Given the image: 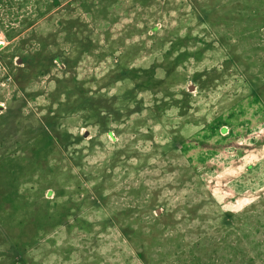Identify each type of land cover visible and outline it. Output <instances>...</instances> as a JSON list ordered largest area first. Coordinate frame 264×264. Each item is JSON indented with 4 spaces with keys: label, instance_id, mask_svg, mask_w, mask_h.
<instances>
[{
    "label": "rangeland",
    "instance_id": "rangeland-1",
    "mask_svg": "<svg viewBox=\"0 0 264 264\" xmlns=\"http://www.w3.org/2000/svg\"><path fill=\"white\" fill-rule=\"evenodd\" d=\"M53 2L0 23V264H264V0Z\"/></svg>",
    "mask_w": 264,
    "mask_h": 264
},
{
    "label": "trees",
    "instance_id": "trees-1",
    "mask_svg": "<svg viewBox=\"0 0 264 264\" xmlns=\"http://www.w3.org/2000/svg\"><path fill=\"white\" fill-rule=\"evenodd\" d=\"M30 1L31 0H23V1H17V0H0V10L7 9V11H8V12H6L5 15H1L0 16V23L3 24V25L6 24L7 26H10L11 23L15 21L14 18L19 17V9H20V6H23V3H26L27 4ZM53 1H54L53 2V5L55 7L59 6V3H60L59 0H53ZM16 10H18V11H16ZM202 12H203L204 18L207 19L209 17V12H207L204 9H202ZM24 18H25V16H24ZM29 25H33L31 21L29 22ZM262 26L264 27V22L262 23ZM153 84H157V82H153ZM256 88H257V86H256ZM257 91H258V88L255 90L256 94H257ZM13 103H14L13 101L10 103V109L14 111V115H12V117L9 118L10 119V123H9L10 126H14L15 125L14 124V120L18 119L17 118V114L21 112V108L23 106L22 105V102H20L18 105L17 104H13ZM159 216L162 217L163 216V213L159 214ZM52 227H50V229ZM123 232L125 234H127V235L130 234V230H128V229H124ZM133 233H135L136 235L139 236V241H141L140 246L144 248L146 246V244L143 241L144 240H150V239H152V237H151V236H153L152 233L155 234V231L154 230L153 231L151 230V231H148L147 232L146 230H143V229L139 228V230H135V231H133ZM149 245L150 244L148 243L147 244V247ZM145 250L146 249L139 250L138 251V254H139V257L142 259V261H143L144 264H149V261H148V259L145 256Z\"/></svg>",
    "mask_w": 264,
    "mask_h": 264
}]
</instances>
